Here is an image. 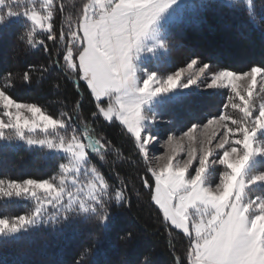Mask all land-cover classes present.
Masks as SVG:
<instances>
[{
    "label": "snow or ice",
    "instance_id": "obj_1",
    "mask_svg": "<svg viewBox=\"0 0 264 264\" xmlns=\"http://www.w3.org/2000/svg\"><path fill=\"white\" fill-rule=\"evenodd\" d=\"M231 4L244 7L241 0ZM206 7V0H85L65 27L54 20L65 14L62 0H0V33L18 25L26 51L39 46L49 53L45 40H36L38 29L54 47L62 42L54 63L86 85L95 109L89 118L125 126L146 165L142 186L152 192L164 220L187 237L176 264H264V103L253 100L258 84V92L264 93V61L237 70L215 54L196 52L184 67L168 71L173 49L181 46L177 36ZM245 10L254 19L252 0ZM33 67L29 64L15 76L7 73L0 83V139L18 138L55 150L67 162L59 163L48 178L0 179V201L26 197L34 202L23 214L0 212V244L19 241L46 224L62 231L77 218L97 224L106 234L115 210L131 207L127 184L110 183L120 173L102 170L112 141L97 138L75 107L74 114L57 115L37 103L21 102L12 81L19 77L30 84ZM39 71L43 76L48 67ZM225 89L222 108L207 123H192L183 136L191 144L197 127L217 124L220 130L210 136L205 132L200 149L190 147L186 159L174 163L173 149L160 158L164 163L153 165L150 148L159 143L163 117L194 96H218ZM74 104L82 110L83 100ZM37 134L43 138H34ZM174 141L168 136L165 142L171 148ZM136 238L134 230L121 237L125 243ZM93 255L92 248H85L74 264H89ZM142 264L155 261L146 255Z\"/></svg>",
    "mask_w": 264,
    "mask_h": 264
},
{
    "label": "trees",
    "instance_id": "obj_2",
    "mask_svg": "<svg viewBox=\"0 0 264 264\" xmlns=\"http://www.w3.org/2000/svg\"><path fill=\"white\" fill-rule=\"evenodd\" d=\"M62 2L65 14L54 20L67 27L72 14L79 11L85 0ZM241 2L244 7L236 8L231 2L206 0L208 7L198 20L186 27L183 36H177L181 46L173 49V68L168 71L182 66L196 52L215 54L222 64L237 70H247L250 65L264 61V0H252L254 19L245 10L247 3ZM21 31L14 24L0 33V83L7 73L22 74L27 65H33L30 84H25L19 77L12 81L16 97L21 102L37 103L49 114L58 115L60 111L74 114L75 107L97 138L102 136L112 141L111 149L105 152L102 170L115 169L120 173L119 179L113 177L110 183L114 186L127 184L125 195L131 207L125 205L115 210L111 229L106 234L97 224L86 223L82 218L64 226L62 231L51 224L42 225L19 241L0 244V264H74L85 248L94 250V255L87 258L89 264L92 261L94 264H142L146 255H150L155 264H176V257L182 258L186 251L188 239L164 220L162 211L151 199L152 192L142 186L141 177L145 175L146 165L137 154L131 135L118 121L109 123L102 117L94 121L89 118V113L95 109L86 85L73 72L62 71L54 63L62 42H56L54 47L52 41L46 40V33L38 29L36 40H45L49 53L39 46L26 51L25 44L18 39ZM41 66L48 67L43 76L39 71ZM73 81L79 84L78 89ZM226 92L211 97L194 96L186 105L173 108L163 120L180 123L181 129L192 123H203L222 108L223 93ZM77 100H83L82 110L75 106ZM64 160L63 155L55 151L16 139H0V179L48 178L58 171V164ZM93 163L100 166L95 159ZM33 204L26 197L11 203L0 201V212L11 216L23 214ZM49 211L54 210L50 208ZM126 230L136 232L137 238L132 243L121 239Z\"/></svg>",
    "mask_w": 264,
    "mask_h": 264
},
{
    "label": "rangeland",
    "instance_id": "obj_3",
    "mask_svg": "<svg viewBox=\"0 0 264 264\" xmlns=\"http://www.w3.org/2000/svg\"><path fill=\"white\" fill-rule=\"evenodd\" d=\"M223 1L231 2V0H223ZM241 1H245L247 3V0H241ZM39 2L42 3L43 0H39ZM194 49L196 50V49H198V47L194 48ZM238 60H243V58L238 57ZM184 66H185V63L180 67H184ZM238 83H243V82H238ZM258 90H259V84L257 85V92H254V96H253V100L257 105L259 103H264V93H259ZM223 91H229V90L225 89ZM25 103H27V102H25ZM204 123H207V121H204L203 123H196V124L202 125ZM180 127H181L180 123L179 124H176V123L172 124V123H168L167 121H164V120L158 125L160 140H159V143L154 144L150 148V154H149V158H148L149 161H151V163L153 165H160V164L164 163V161L161 160L160 158L166 157L167 155L171 154L173 149H175V151L177 152L176 161H174V163L181 160V159H186L187 158L186 153L190 147H195L197 150L200 149L199 141L203 139L205 132L210 136L214 130L217 132L220 130L217 124L210 125L208 129H204L202 126L197 127V129L193 133V135L197 138V140L190 144L188 138L183 136L184 132L187 131L188 127L185 129H181ZM6 135H7V133H6ZM168 136H174L175 137V141H174L173 145L171 146V148L165 142L167 140ZM181 137H183L182 140L180 139ZM34 138H43V137H42V134H37L34 136ZM14 139L20 140L18 138H14ZM20 141L27 143L25 140H20ZM214 143L215 142L213 141V145H214ZM30 146H39V145H30ZM39 147H41V146H39ZM181 148L183 149V151H181ZM51 151H55V150H51ZM65 162H67L66 159L63 161V163H65Z\"/></svg>",
    "mask_w": 264,
    "mask_h": 264
}]
</instances>
